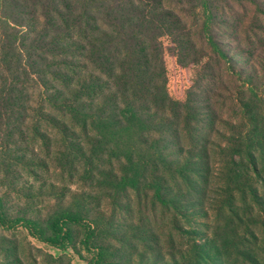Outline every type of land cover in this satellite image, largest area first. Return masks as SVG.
<instances>
[{
	"label": "trees",
	"instance_id": "trees-1",
	"mask_svg": "<svg viewBox=\"0 0 264 264\" xmlns=\"http://www.w3.org/2000/svg\"><path fill=\"white\" fill-rule=\"evenodd\" d=\"M235 5H252L264 19L263 0H0V264H42L40 257L43 264H72L64 255L84 258L82 250L88 264H135L111 244L125 242L118 215L127 221L134 211L148 221L136 240L154 244L137 264H264V236L240 234L247 207L251 214L259 208L264 228V196L252 179L260 177L254 150L264 119L246 103L243 146L217 147L220 172L241 204L224 184L213 204L215 148L199 129L215 118L212 107L207 97L204 113L199 94L172 98L162 42L171 39L181 65L199 34L230 61L217 35L229 24L242 33ZM177 6L193 14L190 26ZM41 196L58 199L45 215ZM210 209L217 213L212 237L179 227L177 217L190 222ZM172 212V227L158 230L157 215ZM160 231L194 241L163 263ZM29 238L65 254L55 257Z\"/></svg>",
	"mask_w": 264,
	"mask_h": 264
},
{
	"label": "rangeland",
	"instance_id": "rangeland-1",
	"mask_svg": "<svg viewBox=\"0 0 264 264\" xmlns=\"http://www.w3.org/2000/svg\"><path fill=\"white\" fill-rule=\"evenodd\" d=\"M264 2V0H263ZM181 6H177L179 14L184 16L186 23L190 26L192 22L191 12H185L186 9L181 10ZM235 12L239 15L242 20V25L240 30L242 33L238 34V28L232 24L222 25L223 30L218 32V43L220 47L228 55L230 61H225L221 59L218 55L214 54L209 46H207L201 39L200 35H196V48L194 52L181 64L179 65L175 58V54L172 51L173 45L169 37L163 38L162 42L165 49L167 50V72L169 74V90L171 96L175 100L186 101L187 98L193 96V94L202 95L198 98V105H201L204 113H209L208 104L212 107L214 119L209 122L204 120V123L199 124L200 132L210 141V146L215 148L213 152L215 164L212 166V182L209 187V199L212 197L211 202L214 204V199H217L218 195L222 194L220 188L217 187L219 184H224L233 194V197L241 204L240 194L236 192L233 193L234 184H227L224 176L221 174L222 168L219 164L221 158L218 146L221 144L223 146L228 145L232 150L234 147L243 146L242 137L246 132V129L250 126L248 120L246 119V108L245 104L248 102L254 103L253 107L258 112L259 116L264 119V30H260L262 23L264 24V19L257 16L255 13L254 6H248L246 9H240L239 6L235 5ZM263 20V21H262ZM263 31V33L261 32ZM172 47V48H171ZM243 49L246 52L244 55H240L239 51ZM173 56L174 58H172ZM177 57V56H176ZM208 104H207V99ZM258 136L256 137V144L258 146L255 149L257 155L258 167L261 170L260 177L258 178L255 174L253 175V187L258 191V193L264 196V155L262 156V147L264 146V120L258 124L257 127ZM239 160V158H238ZM242 165L247 163L244 158ZM217 164V166H215ZM243 181V179H242ZM217 183V184H216ZM39 188V185H37ZM38 188L35 189V195H37ZM61 189V185L58 186ZM72 192H75L77 187L73 186L71 188ZM88 189V188H87ZM80 191V190H79ZM218 192H220L218 194ZM99 194V193H98ZM96 195V193H93ZM73 196V195H72ZM148 204L151 205V194L148 195ZM146 199V198H143ZM68 200V199H67ZM98 201L94 203L97 207ZM41 206L39 207L42 214L45 215L50 209L56 206L58 199L56 197L41 196L38 200ZM146 204L145 200H142L141 205ZM102 205L105 206L106 202L102 201ZM42 207V208H41ZM214 207V205L212 206ZM247 207L243 205L242 209ZM254 214H251L249 207V216L246 218L247 226L240 228V234L243 235L245 232V237H249L248 231L254 229L252 232L258 234L259 239L264 235L261 233L264 228L262 225V214L257 206L253 207ZM117 210H115V213ZM107 214V212H106ZM169 214V213H168ZM162 217L161 213L157 215V220L155 221V227L158 230H166V226L171 222L170 227L173 225V212L170 215ZM216 210H209L208 217H194L191 218L190 222L182 220L183 218L177 217L179 227L182 225L187 229L186 231L192 232L193 229L202 231L204 235L209 237L213 236V226L214 219L216 217ZM124 215V216H122ZM133 217L127 221L126 215L120 213V219L118 224L124 230L122 232V240L124 243H120L117 239L114 243L115 245V255H124L125 259L130 257L133 258L135 264L140 261H145L146 256L149 254L146 247L154 245L153 243H140L135 237H138L144 229H146L147 222H144L139 214L134 211ZM148 216V214H147ZM150 217V216H148ZM124 219V220H123ZM170 230V228H169ZM22 231V230H20ZM164 231H160L158 238H160L161 249L165 253V258L160 260L163 263L169 261V255L173 252L178 254L184 249H189L192 245V238L186 237V240H179L176 237V233L173 231L171 237L167 235L164 236ZM7 235L11 236L10 233ZM22 235V234H21ZM22 235L20 238H23ZM193 236V234H192ZM29 241L35 248H39L44 252L54 255L55 257H60L65 253L58 251L56 249L50 248L36 240L29 238ZM199 241V240H198ZM126 245H134L132 251L136 249L131 255L125 252ZM83 257L81 258L72 251H68L66 255L67 260L70 259L72 264H88V259H90V254H87L84 250ZM37 256L40 254L35 253ZM41 263L47 261L43 260L41 257L39 260ZM42 263V264H43Z\"/></svg>",
	"mask_w": 264,
	"mask_h": 264
}]
</instances>
